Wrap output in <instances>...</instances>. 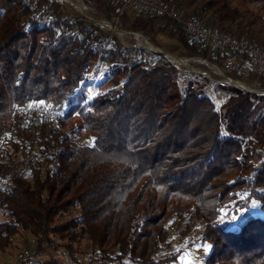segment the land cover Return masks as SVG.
Wrapping results in <instances>:
<instances>
[{"label":"trees","instance_id":"16d2710c","mask_svg":"<svg viewBox=\"0 0 264 264\" xmlns=\"http://www.w3.org/2000/svg\"><path fill=\"white\" fill-rule=\"evenodd\" d=\"M164 1L264 41V0ZM84 3L155 47L158 36L173 41L168 53L222 65L224 55L191 41L173 20L120 11L110 0ZM36 7L0 0V209L8 217L0 253L29 231L34 255L62 249L78 264L88 240L103 264H174L182 250L157 253L167 222L188 213L184 233L204 224L203 264H264V96L182 76L162 54L123 46L56 0ZM105 37L111 44L100 56L90 42ZM96 61L110 77L88 97L80 82ZM28 102L50 114L22 113ZM73 209L77 215L60 221Z\"/></svg>","mask_w":264,"mask_h":264},{"label":"rangeland","instance_id":"374dc122","mask_svg":"<svg viewBox=\"0 0 264 264\" xmlns=\"http://www.w3.org/2000/svg\"><path fill=\"white\" fill-rule=\"evenodd\" d=\"M53 1V0H52ZM60 6L62 11L68 15L69 17L73 18H85L81 15L82 12L85 16L91 18L92 20H97L96 11L94 8L90 7L89 5L84 3L82 0V5L79 6L78 1L76 3L75 0H56ZM39 3V0H35V5ZM183 8V7H182ZM37 7L35 8V10ZM184 9V8H183ZM125 9L120 8V11ZM185 10V9H184ZM186 12V10H185ZM86 19V18H85ZM99 18L98 20H100ZM88 20V19H86ZM104 20V19H102ZM89 21V20H88ZM108 26H104L106 29H102L106 31L109 35L116 36V38L124 43L126 47H143L150 52H158L159 54H166L168 58H165L174 64V66L179 70L181 75L183 74H198L202 77L207 78L210 80L213 86L217 85H227L222 83L220 77L217 76L212 69L215 64L205 61L200 58H190V57H183L180 56V52L171 54L166 52L164 49L168 44H174L173 41L168 40L164 37L158 36L156 37L157 44L160 48L153 46L142 34V39L138 38L136 40L132 35L122 33L121 37L114 30L115 28L120 30L117 27L118 20L113 18L112 24L109 21L104 20ZM93 23L92 21H89ZM94 24V23H93ZM110 24V25H109ZM113 29V30H112ZM123 31V30H120ZM140 34V33H138ZM256 39V38H255ZM170 56H173L177 59H185L187 60V66L177 65L176 62L170 59ZM179 57V58H178ZM217 67V66H215ZM110 77V73L108 72L107 66L104 64H99L97 70L92 74V76L86 79V92L88 97L93 96L98 91L104 89L101 87ZM230 86V85H229ZM212 97L219 102L224 101V96L221 92L214 93ZM220 104V103H219ZM78 210L73 209L69 213H66L60 221L67 220L71 216L77 215ZM188 213H185L182 217H172L166 224L169 237L167 242L164 246L160 248L157 253V258H162L174 251L182 250L181 255L178 257V260L174 264H203L204 258L207 253V246L201 243L200 235L203 231L204 224L202 222L195 223L194 227L187 233L185 232V227L188 222ZM8 217L6 215V211L0 209V221L7 220ZM35 240L29 231H20L15 238L13 239L12 246L7 249L4 253H0V264H36L38 261L45 260L47 258H54L58 259L65 264H76L71 262L68 258L66 253L62 250H51L46 249L44 253L41 255H34L35 251ZM83 252H78L76 255V259L78 264H103L98 259V253L92 251V247L88 240H85L80 248Z\"/></svg>","mask_w":264,"mask_h":264},{"label":"built area","instance_id":"2783aa9c","mask_svg":"<svg viewBox=\"0 0 264 264\" xmlns=\"http://www.w3.org/2000/svg\"><path fill=\"white\" fill-rule=\"evenodd\" d=\"M82 5V0H77ZM76 1V3H77ZM120 8L131 11L146 12L158 18L170 19L180 24L188 38L200 44L210 52H220L224 55L220 67L213 66L215 74L220 77V81L257 96H264V41H258L245 35H232L219 30L206 23V21L197 16H188L182 7L168 3L164 0H110ZM30 9H35V0H24ZM86 19L92 21L96 26L107 25L104 20H92L80 12ZM43 16L36 18L39 24L43 22ZM132 35L136 40L142 39L141 34L126 32ZM122 35V34H121ZM118 36V37H121ZM143 40V39H142ZM120 41V40H119ZM120 43L124 45L122 41ZM110 37L93 39L90 42V48L93 52L104 56L106 49L110 46ZM126 47V46H125ZM99 62L85 73L83 83L88 77L92 76L98 68ZM77 89L74 91L76 93ZM66 110L65 103L61 111ZM22 113L28 116L39 117L50 114L47 108L34 105L30 102L24 104L21 108Z\"/></svg>","mask_w":264,"mask_h":264},{"label":"bare ground","instance_id":"6f19581e","mask_svg":"<svg viewBox=\"0 0 264 264\" xmlns=\"http://www.w3.org/2000/svg\"><path fill=\"white\" fill-rule=\"evenodd\" d=\"M75 1H77V0H75ZM78 4H79V6H80V3H79V2H78ZM106 26H108V24H107ZM112 30H113V29H112ZM116 33H117L119 36L122 34V32H120V31H116ZM178 58H179V57H178ZM170 59H171L172 61L176 62L177 65L187 66V60H185V59H177V58H175V57H173V56H170Z\"/></svg>","mask_w":264,"mask_h":264},{"label":"water","instance_id":"95a60500","mask_svg":"<svg viewBox=\"0 0 264 264\" xmlns=\"http://www.w3.org/2000/svg\"><path fill=\"white\" fill-rule=\"evenodd\" d=\"M109 25H110V24H109ZM114 30H115V31H120V30H118V29H116V28H115ZM120 32L125 33L124 31H120ZM141 48H144V46L141 47ZM148 51H150V50H148ZM155 53H156V52H155ZM157 53H158V52H157ZM163 56H165L166 58H168L166 54H163Z\"/></svg>","mask_w":264,"mask_h":264},{"label":"snow or ice","instance_id":"6c2138e0","mask_svg":"<svg viewBox=\"0 0 264 264\" xmlns=\"http://www.w3.org/2000/svg\"><path fill=\"white\" fill-rule=\"evenodd\" d=\"M186 264H187V262H186Z\"/></svg>","mask_w":264,"mask_h":264}]
</instances>
